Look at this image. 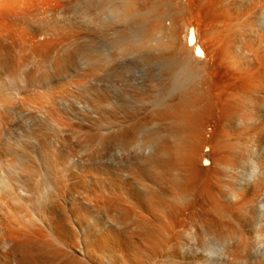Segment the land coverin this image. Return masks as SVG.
<instances>
[{"label":"bare ground","instance_id":"6f19581e","mask_svg":"<svg viewBox=\"0 0 264 264\" xmlns=\"http://www.w3.org/2000/svg\"><path fill=\"white\" fill-rule=\"evenodd\" d=\"M202 2L205 48L183 0H0V264H264V0ZM132 17L178 56L159 106L61 82Z\"/></svg>","mask_w":264,"mask_h":264},{"label":"rangeland","instance_id":"374dc122","mask_svg":"<svg viewBox=\"0 0 264 264\" xmlns=\"http://www.w3.org/2000/svg\"><path fill=\"white\" fill-rule=\"evenodd\" d=\"M183 1L188 2L190 4V6H191V10H193V12H191L192 14L190 13L191 15L189 14L190 16H187V19L190 21V23L188 22L189 23L188 24L189 25V28H191V27L194 28V31H195L196 36H197V40H198L197 42H198V44H200V46H202V47L205 48L206 45L209 44V42L207 40H205V38H203V36H204V33L203 32H205V30H206L205 28H207L206 25L208 24V20L210 18V4L205 3V2H202L201 3V0H183ZM134 17H136V16H134ZM134 17H132V18L129 19L130 23H131V20H132L131 25H130L129 21H127L125 23V24H127L126 26H125V24H122L123 26L122 25L120 26V24H119V27H117V31L121 27V28H123V29L120 28L121 33H125L128 36L121 35L120 34V30H119V34H117V32L114 30L115 31L114 33H116V35H118V37H120L119 35H121V37L118 40H120L122 38L123 41H124V42L121 41L122 39L120 40L121 42H120V44H118V45H120V47L118 46V48H117V43L119 41L116 40V37H114L116 35L113 32L109 31L108 29H106L103 26H102L103 27V31H102V27H100L101 24L99 26V23H97V26H96V23L95 22L92 23L93 25H91V28H90V25L89 24H91V23L88 22L89 23L88 24L89 25V28L91 30L92 29L93 30L96 29V30L95 31L92 30L93 31L92 32L89 28H87L85 30V33L84 34H83V32H84V30H83L81 32L83 37H81V38H79V39H77V40L74 41L75 42L74 43L75 44V47L78 46V44H79L80 47L81 46L84 47V44L85 45H88V46L90 45V46H92V49H93L92 52L94 51L93 52L94 54H96V51L99 50V52L97 51V54H96V55H99L100 54L98 56L99 59H98V61H95V63L97 62L99 64L102 61V64L100 63L101 65L99 64L100 66H98L97 64H95L91 60V61H89L90 63L88 61H84V62H86L85 63V66H84V64H83L84 62L81 63L79 61V59H78L77 62H76V66H74V68H72L71 70H68L67 72H65L61 76V82L62 83L65 82L66 84H69L70 85V88L72 90H74V91H76V90L77 91L78 90H80V91H82V90L88 91V89H86V88H88L90 86L93 87V88L94 87L95 88H98L97 90H102L101 89V86H102V88H105V89L108 88L110 90V93L112 92V95L114 96V99L117 100L115 102H119L120 101L119 104L121 106H119L118 103H117V105L122 108L121 109L122 111H125V112H128L130 110L134 111V110H137L138 108L143 107V106H149L150 107L152 105L154 107V105L158 104L156 102L155 103H152L151 101L154 99L153 100V102H154L155 100L157 101L159 98H162V94L164 92L165 85L167 84L168 81H170V76L169 75L171 73H170V69H169L170 67L168 66V61H169V63H171L169 65H171V66L174 65L175 66L176 64H174L171 61H174V62L176 61L177 62L178 61V56L176 54H173V56L172 55L169 56L167 54V53H169V52H167V49H169V48L164 49L163 48L164 45H162V48H161V43H158L156 45H153V44H155V42H154L155 40L153 38L150 39V40H151V43H153V42L154 43L153 44L150 43V45L151 46H155V47H151L149 45V47H151V48H148L147 47V49H145V47L140 46V48H142V49L138 48L136 50L137 52L136 51H134V52L132 51L130 53H128V50H125L127 52L122 51L125 48L124 46H126V44L129 41H131V40L132 41L133 40H136V41L138 40L137 42H135V41H133V42L139 44L140 42L142 43L144 39L145 40L146 39L147 40L149 39V38H145V37H148L147 36L148 35L147 32L146 33L143 32V31H145L144 28L145 27H148L147 26L148 23L146 22L147 24H145L144 22H141V20L140 21L139 20H136L140 16H137L136 19ZM135 20L137 22L139 21V23L138 24H137V22L133 23ZM166 22L170 24L171 20L170 19L169 20L167 19ZM141 24H144L143 25L144 27ZM134 25L136 26V28L134 27ZM140 25H141V27H140ZM93 26H95V28H93ZM131 26L133 28H129ZM98 28H99V30H98ZM127 28H129L130 30L133 29L135 31H133V30L129 31V29H128L129 32L126 31L127 32L126 33L125 30H127ZM88 31H90L91 34H90V32L88 33ZM96 31H98V32H96ZM146 31H148V29ZM108 32H110L112 34H110ZM136 32H139L138 34H140L142 32V33H144V35L141 33L142 35L141 34L140 35H141L142 38L140 36H137V39H133L134 37L136 38V34H137ZM134 33H136V34H134ZM89 34H90V38L88 36ZM86 36H88V37H86ZM124 36H126L127 38L126 37L124 38ZM163 36L164 35H162V37L160 36V37H157V38L158 39L161 38L159 40H163V38L166 37V36H164V37ZM138 37H140L141 40ZM86 38L89 39V40L91 39L90 40L91 43L88 40V42L90 44L87 42V39ZM111 38H112V40L114 39L115 42H114V40L112 41ZM126 39H128V40H126ZM129 39H131V40H129ZM164 39H166V38H164ZM152 40H153V42H152ZM126 41H128V42L126 43ZM114 44H116V45L114 46ZM157 45H159V46H157ZM88 46H85L86 48H84V49H87ZM112 46H113L114 50H113ZM122 46H123V48H122ZM94 47H96L97 50H95ZM90 48L91 47H89V49ZM127 48H128V44H127V47L125 49H127ZM158 49H161V50L158 51ZM138 50H140V51H138ZM163 52H165L168 55L169 59L171 57V59H175V60H169L166 57L168 59V61L164 62L166 58H164L165 57L164 56L165 53H163ZM161 55H163V57ZM100 56H102V57H100ZM175 56H177V58H175ZM101 58L105 59V62ZM113 58H114V60H113L114 62L112 61ZM92 63L95 64L94 66L97 65L98 67H100L97 76L93 77L88 82H86L87 85L84 83L83 85L81 84L82 86L79 84L80 87H76L78 85H74V83H75L74 81H76L75 79H78L77 76L80 75L79 73H81L83 71V68H86L87 69L88 67L89 68L94 67V66H92ZM162 67H163V69L165 71L162 69ZM166 68H167V70H166ZM163 73H165V75ZM166 73H167V76L168 77H166ZM161 74H163V75L161 76ZM173 76H172V78L175 77V76L174 77ZM161 78H162V80H161ZM164 79H166V80L164 81ZM163 81H164V83L166 82L165 85H164ZM174 82H175V80H173L172 83H174ZM161 84H162V87L164 86V88L161 87ZM172 85H174V87L176 86L175 84H172ZM99 86H100V88H99ZM174 87H173V89H174ZM34 88H36V90L38 89L39 91L45 90L44 89V85L42 86V84L36 85ZM161 89H163V90L161 91ZM137 96L138 97L140 96V99H138ZM146 96L147 97L149 96V99H152V100L147 101L146 100V98H147ZM141 98H142V100H141ZM158 102H159V100H158ZM149 104H151V105H149ZM158 106H159V104H158ZM126 110H128V111H126ZM137 145H139V144H137ZM136 147H139V146H136ZM135 149H137V148H134V150L130 151V153H132L134 151L135 154H138ZM127 155H128L127 156L128 157L127 159L129 161H127V159H126L125 162H127L129 164L131 163V164L134 165V163H136L138 161V158H137L138 155H136V158L137 159L133 156L134 154H131V155L130 154H127ZM138 162L140 163V161H138ZM138 162H137V164H138ZM127 163H125V164L127 165Z\"/></svg>","mask_w":264,"mask_h":264}]
</instances>
